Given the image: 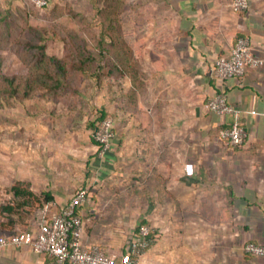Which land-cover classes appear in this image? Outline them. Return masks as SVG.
<instances>
[{"label": "crops", "instance_id": "obj_1", "mask_svg": "<svg viewBox=\"0 0 264 264\" xmlns=\"http://www.w3.org/2000/svg\"><path fill=\"white\" fill-rule=\"evenodd\" d=\"M247 1L235 13L232 0H126L132 75L112 79L111 91L106 79L90 83L70 110L43 102L1 139L0 236L36 228L82 188L84 240L117 264L141 224L154 241L139 264H264L243 251L264 245V0ZM238 37L262 65L220 82L213 63ZM217 93L238 111L241 147L219 138L234 116L205 109ZM104 115L114 139L100 156L91 131ZM16 182L37 201L15 197ZM45 195L54 205L40 207ZM48 260L25 246L0 250V264Z\"/></svg>", "mask_w": 264, "mask_h": 264}, {"label": "trees", "instance_id": "obj_2", "mask_svg": "<svg viewBox=\"0 0 264 264\" xmlns=\"http://www.w3.org/2000/svg\"><path fill=\"white\" fill-rule=\"evenodd\" d=\"M94 2L97 4L96 16L101 17V31L92 38L91 35L89 37L86 35V29L65 30L63 42L66 54L63 57L48 56L46 53L42 33L50 29L44 27L36 32L32 30L35 18L24 23V31H28L29 34L25 35L23 32V37H14L11 40V46L24 66L23 72L4 73L0 55V105L4 103L3 105L7 106L10 99L22 103L37 95L41 101L49 103L54 108L61 104L70 110L78 102L82 90L90 83L94 84V87H99L106 79L111 91L112 79L118 84L120 77L132 75L134 64L131 63L132 57L120 27L122 16L127 15L129 10L126 0ZM134 22L139 27L144 23L139 19ZM12 24L8 17L0 18V28L3 25L10 30ZM104 119L111 118L104 115L97 119L91 133ZM112 131L114 133V127ZM11 190L15 197L26 196L37 201L33 193L20 182L14 183ZM49 200L50 198L45 195L40 207L50 202ZM11 208L8 207L6 210L10 212ZM138 229L139 227L135 233ZM152 236L149 233L147 240L152 239ZM149 247L150 244L147 248Z\"/></svg>", "mask_w": 264, "mask_h": 264}, {"label": "built area", "instance_id": "obj_3", "mask_svg": "<svg viewBox=\"0 0 264 264\" xmlns=\"http://www.w3.org/2000/svg\"><path fill=\"white\" fill-rule=\"evenodd\" d=\"M38 6L46 5L48 0H30ZM247 0H232L230 9L237 13L247 10ZM262 62L251 54L248 38L235 39L229 57H218L212 67L217 80L239 78L248 67H258ZM205 109L216 115H233L234 119L228 128L219 132V138L228 147H241L246 132L236 111L223 93H217L205 102ZM111 119L102 120L91 133L98 147L99 155H103L114 139ZM183 172L186 176L193 175L192 164H185ZM89 198L86 189H78L59 211L50 216H41L37 226L31 230L18 231L15 234L0 236V250L3 248L28 247L33 253L45 254L49 260L45 264H117L114 254H106L102 246L88 243L84 240L83 221L77 212L80 205ZM48 205H54L50 202ZM149 226L142 224L138 232L126 244L121 258V264H139L138 258L152 244L154 238L147 240ZM243 251L253 257L264 258V245L248 242Z\"/></svg>", "mask_w": 264, "mask_h": 264}, {"label": "rangeland", "instance_id": "obj_4", "mask_svg": "<svg viewBox=\"0 0 264 264\" xmlns=\"http://www.w3.org/2000/svg\"><path fill=\"white\" fill-rule=\"evenodd\" d=\"M96 10L97 4L94 0H49L42 7L30 0H0V18L8 17L13 23L10 30L3 25L0 28L2 71L6 74L23 72L24 66L13 50L11 40L14 37H23V32L25 35L29 34L28 31H24V23L33 20L31 18H35V25L32 29L35 32L44 27L50 29V31L43 33L39 31L42 33L47 55L63 57L66 54L63 42L65 30L86 29V35L88 34V37L91 35L92 38L99 34L101 17L96 16ZM120 22L126 40L127 16L123 15ZM3 104L0 105V142L6 135L11 132L14 133L17 116L24 114L25 120H23L26 123V118H30L31 113H35L44 105L37 95L29 100H24L22 103L10 99L7 106ZM61 107L64 108L65 105H61Z\"/></svg>", "mask_w": 264, "mask_h": 264}]
</instances>
